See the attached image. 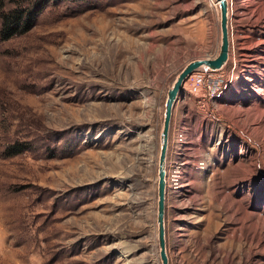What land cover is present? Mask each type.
<instances>
[{
	"label": "rangeland",
	"instance_id": "obj_1",
	"mask_svg": "<svg viewBox=\"0 0 264 264\" xmlns=\"http://www.w3.org/2000/svg\"><path fill=\"white\" fill-rule=\"evenodd\" d=\"M228 1L227 84L173 109L171 264H264V0ZM220 21L215 0H50L0 37V264H161L165 103Z\"/></svg>",
	"mask_w": 264,
	"mask_h": 264
},
{
	"label": "water",
	"instance_id": "obj_2",
	"mask_svg": "<svg viewBox=\"0 0 264 264\" xmlns=\"http://www.w3.org/2000/svg\"><path fill=\"white\" fill-rule=\"evenodd\" d=\"M220 8L221 15V45L220 52L214 58H202L189 62L177 75L173 86L169 89L164 112V122L161 131V149L158 162V201H157V230L158 248L161 264H171L167 249L166 238V193L167 172L166 159L169 143V132L171 127L173 109L178 101L180 93L183 92V84L193 72L199 69H210L217 71L222 69L229 61L230 55V17L229 1L215 0Z\"/></svg>",
	"mask_w": 264,
	"mask_h": 264
},
{
	"label": "trees",
	"instance_id": "obj_3",
	"mask_svg": "<svg viewBox=\"0 0 264 264\" xmlns=\"http://www.w3.org/2000/svg\"><path fill=\"white\" fill-rule=\"evenodd\" d=\"M49 2L50 0H0V37L7 40L32 29L38 15ZM8 5L12 7L7 8ZM25 149L23 146L13 145L9 151L13 155Z\"/></svg>",
	"mask_w": 264,
	"mask_h": 264
},
{
	"label": "built area",
	"instance_id": "obj_4",
	"mask_svg": "<svg viewBox=\"0 0 264 264\" xmlns=\"http://www.w3.org/2000/svg\"><path fill=\"white\" fill-rule=\"evenodd\" d=\"M228 79L225 66L217 71L199 69L189 75L183 84V89L191 93L196 99L198 108L205 111L207 104L214 102L221 94Z\"/></svg>",
	"mask_w": 264,
	"mask_h": 264
},
{
	"label": "bare ground",
	"instance_id": "obj_5",
	"mask_svg": "<svg viewBox=\"0 0 264 264\" xmlns=\"http://www.w3.org/2000/svg\"><path fill=\"white\" fill-rule=\"evenodd\" d=\"M250 1V0H249ZM246 3V2H245ZM244 5V4H243ZM246 5H249V3L248 4H246ZM245 7H247V6H245ZM242 9H245V8H242ZM125 252H128V251H125ZM129 255V254H128ZM125 256V255H124ZM127 256V255H126Z\"/></svg>",
	"mask_w": 264,
	"mask_h": 264
}]
</instances>
